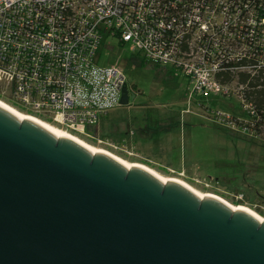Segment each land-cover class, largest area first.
I'll return each mask as SVG.
<instances>
[{"label":"water","instance_id":"1","mask_svg":"<svg viewBox=\"0 0 264 264\" xmlns=\"http://www.w3.org/2000/svg\"><path fill=\"white\" fill-rule=\"evenodd\" d=\"M0 264H264V221L0 108Z\"/></svg>","mask_w":264,"mask_h":264},{"label":"built area","instance_id":"2","mask_svg":"<svg viewBox=\"0 0 264 264\" xmlns=\"http://www.w3.org/2000/svg\"><path fill=\"white\" fill-rule=\"evenodd\" d=\"M263 2L0 0V99L108 145L101 120L123 107L128 86L119 64L99 65L104 38L130 44L147 62L180 72L192 96L239 97L235 82L225 85L218 76L255 66L239 63L255 47L264 48Z\"/></svg>","mask_w":264,"mask_h":264},{"label":"rangeland","instance_id":"3","mask_svg":"<svg viewBox=\"0 0 264 264\" xmlns=\"http://www.w3.org/2000/svg\"><path fill=\"white\" fill-rule=\"evenodd\" d=\"M98 62L121 66L130 105L101 120L108 145L77 137L264 219V127L260 134L245 127L248 111L238 96H192L180 72L146 62L116 38L102 40Z\"/></svg>","mask_w":264,"mask_h":264},{"label":"trees","instance_id":"4","mask_svg":"<svg viewBox=\"0 0 264 264\" xmlns=\"http://www.w3.org/2000/svg\"><path fill=\"white\" fill-rule=\"evenodd\" d=\"M259 63H264V48L255 47L250 55L239 63L255 65L252 66V70L218 76L221 83L232 85L235 82L241 89L239 93L241 104L250 106L249 121L245 127L256 134H260L264 127V64L260 68ZM237 122H239L238 119Z\"/></svg>","mask_w":264,"mask_h":264},{"label":"bare ground","instance_id":"5","mask_svg":"<svg viewBox=\"0 0 264 264\" xmlns=\"http://www.w3.org/2000/svg\"><path fill=\"white\" fill-rule=\"evenodd\" d=\"M0 108L6 110L7 112L11 113L12 115H14L15 117H17L20 120H30L33 121L34 123H36L37 125L41 126L42 128H44L45 130L51 132L52 134H54L57 138H65V139H69L75 143H77L78 145H80L81 147L85 148L87 151L93 153V154H103L106 155L108 157H110L111 159L117 161L118 163H120L121 165H123L124 167H126L127 169H132V168H139L142 169L144 171H146L147 173H149L150 175L154 176L155 178H157L158 180L162 181L163 183H176L178 185H181L182 187H184L185 189L191 191L193 194H195L197 197L203 199V198H212L215 199L221 203H223L224 205L228 206L229 208L235 210V211H242L245 212L249 215H251L252 217H254L255 219H257L258 221L262 222L264 221V219L262 217H260L258 214L254 213L253 211L244 208V207H237V206H233L232 204L226 202L225 200L211 195V194H205L202 193L198 190H196L195 188H193L192 186H190L189 184H187L186 182L182 181V180H178V179H174L171 177H166V176H162L159 173H157L155 170H153L152 168L141 164V163H132L112 152H110L109 150L91 145L90 143L86 142L85 140L77 137L76 135H73L69 132H67L66 130L61 129L60 127L54 126L46 121H43L39 118L33 117V116H29L24 114L23 112L15 109L14 107H12L11 105H9L8 103H6L5 101H3L2 99H0Z\"/></svg>","mask_w":264,"mask_h":264},{"label":"crops","instance_id":"6","mask_svg":"<svg viewBox=\"0 0 264 264\" xmlns=\"http://www.w3.org/2000/svg\"><path fill=\"white\" fill-rule=\"evenodd\" d=\"M172 130V129H171ZM171 130H167V131H171Z\"/></svg>","mask_w":264,"mask_h":264}]
</instances>
